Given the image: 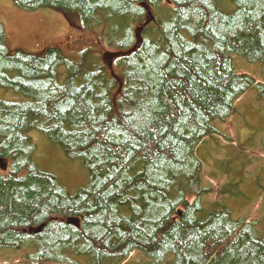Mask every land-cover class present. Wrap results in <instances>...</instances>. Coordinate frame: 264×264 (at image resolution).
Returning <instances> with one entry per match:
<instances>
[{
	"label": "trees",
	"instance_id": "16d2710c",
	"mask_svg": "<svg viewBox=\"0 0 264 264\" xmlns=\"http://www.w3.org/2000/svg\"><path fill=\"white\" fill-rule=\"evenodd\" d=\"M12 1L62 14L96 47L9 50L0 23V89L22 96L0 99V250L27 249L26 264H264L255 223L204 202L197 156L246 92L264 99L233 66L264 76V0ZM33 131L82 162L85 187L70 196L36 170Z\"/></svg>",
	"mask_w": 264,
	"mask_h": 264
},
{
	"label": "rangeland",
	"instance_id": "374dc122",
	"mask_svg": "<svg viewBox=\"0 0 264 264\" xmlns=\"http://www.w3.org/2000/svg\"><path fill=\"white\" fill-rule=\"evenodd\" d=\"M0 23L9 50L43 54L47 48L57 46L67 56V53L74 55L96 47L92 32L79 29L78 24L70 26L62 14L48 9L26 11L16 7L12 0H0ZM117 56L106 49L99 61L108 66ZM233 66L238 75H247L255 85H264L259 64L233 57ZM63 71V67L58 68L59 80ZM0 99L19 101L22 96L0 89ZM235 108L236 113L224 124L213 123L219 135L207 138L202 144L204 149L197 151L204 167L203 185L212 190L203 200L208 204L221 203L233 218L254 222L255 229L264 235V99L257 100L256 92L250 89L236 101ZM28 137L38 172L56 178L70 196L86 186L88 174L80 160L67 159L58 145L50 143L39 132L33 131ZM28 253L25 248L18 252L0 250V264H26L24 257ZM146 261L143 254L133 252L125 264Z\"/></svg>",
	"mask_w": 264,
	"mask_h": 264
},
{
	"label": "water",
	"instance_id": "95a60500",
	"mask_svg": "<svg viewBox=\"0 0 264 264\" xmlns=\"http://www.w3.org/2000/svg\"><path fill=\"white\" fill-rule=\"evenodd\" d=\"M148 16L151 17L150 14H148ZM0 166L3 168V162H2V161H0ZM67 222L70 223L71 221L68 220ZM41 228H42V226L39 227V228H37V229L34 230V231L29 229V233H38V232L41 230Z\"/></svg>",
	"mask_w": 264,
	"mask_h": 264
}]
</instances>
